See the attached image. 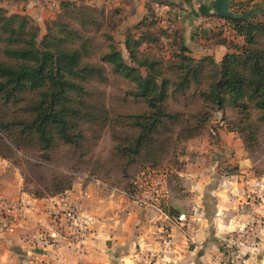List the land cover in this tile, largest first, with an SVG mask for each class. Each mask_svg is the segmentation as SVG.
Returning <instances> with one entry per match:
<instances>
[{
  "label": "trees",
  "instance_id": "obj_1",
  "mask_svg": "<svg viewBox=\"0 0 264 264\" xmlns=\"http://www.w3.org/2000/svg\"><path fill=\"white\" fill-rule=\"evenodd\" d=\"M157 4L168 6L164 2ZM57 8L58 13L45 23L46 32L41 39L31 18L22 14L6 16L8 13L0 8V101L20 103L23 94L29 92H38L40 96L38 102L29 105L33 113L30 120L0 125L3 129L17 128L18 135L32 134L40 152L47 151L57 139L77 144L81 138L75 132L79 120L91 115L92 109L84 100L86 85L95 77L106 79L107 73L133 83L134 89L129 93L145 104L144 112L131 118L137 133L132 146L124 148L137 156L144 151L137 159L129 158L130 163L139 164V173L155 170L164 161L155 153H165L170 127L181 117L178 111L166 109L165 101L171 94L197 102L196 110L190 112L197 124V118L206 115V107L214 105L222 113L226 108L234 109L240 126L248 134L246 146L251 136L247 121L253 119V113L255 121L264 124V51L247 47L256 37L264 36V17L247 20L252 9L264 10V0H230L229 10L239 15L232 14L234 18L214 13L220 30L233 33L236 41L240 38L244 43L240 48L236 41L228 43V52L219 63L211 58H191L180 35L163 28L149 5L146 17L135 26L136 31L126 33V59L112 36L116 23L102 11L68 0H60ZM141 68L146 70L145 76L139 72ZM72 96L76 97L74 104ZM143 118L144 122H140ZM184 123L185 138L197 134V128ZM159 139L160 145L155 146ZM1 147L11 148L2 137ZM0 158L7 159L1 150ZM71 189L69 184L54 194L38 195L23 189L22 192L42 199L63 196Z\"/></svg>",
  "mask_w": 264,
  "mask_h": 264
},
{
  "label": "rangeland",
  "instance_id": "obj_2",
  "mask_svg": "<svg viewBox=\"0 0 264 264\" xmlns=\"http://www.w3.org/2000/svg\"><path fill=\"white\" fill-rule=\"evenodd\" d=\"M252 10L247 20L264 17V10ZM229 13L236 15L230 10ZM31 20L41 39L40 27ZM110 20L114 22L113 18ZM235 43L239 48L244 44L240 38ZM247 47L264 51V36L256 37L254 43ZM139 72L144 75L143 68ZM134 86L111 73H107L106 79L95 77L90 80L86 85L88 91L84 94L87 96H81L92 106L91 115L79 120L75 132L81 138L77 144L57 139L47 151L40 152L32 134L18 135L17 128L3 129L0 125V137L11 147H1L0 150L7 156V159H1L18 170L23 190L38 195L54 194L69 184L73 185L78 177H85L97 179L101 184L121 191L130 201L140 205L162 207L159 209L171 223L167 227L171 234L169 244L161 246L158 230L154 231L150 240L157 246L155 253L144 250V257L133 264H176L180 255L190 251L205 256L210 264H261L264 258V124L256 122L253 113V119L247 121L251 136L246 146L244 140L248 134L240 126L234 109L226 108L222 113L214 105L206 107V115L197 118L200 121L197 124L192 118L194 116H190V112L196 110L197 102L182 99L177 93L171 94L165 101L166 109L168 112L178 111L181 117L170 127L172 131L168 135L169 143L164 144L165 153L160 150L155 153L164 161L155 170L139 173V164L130 163L129 158L137 159L144 155V151L140 156L124 151V148L132 146L137 133L131 118L141 115L145 107L144 101L129 93ZM39 100L38 92H29L23 94L20 103L3 104L0 101V124L30 120L33 113L29 105ZM71 101L74 104L76 97L72 96ZM184 121L197 128V134L192 138H185ZM140 122H144V118ZM161 140L155 146H159ZM12 142L20 149L12 146ZM206 156L215 158L216 163L208 161V158L200 159ZM238 159L245 160L246 165L236 162ZM201 167L207 174L205 182L212 190L207 202L213 204V201H220L224 209L221 215L223 224L230 220L233 224L231 227L228 224V228L220 232L210 227L213 236L206 241L199 235V211L193 213L192 208L188 209L196 194L187 184L193 178L201 179L185 177ZM215 191L217 193L214 194ZM170 204L175 208L172 209ZM180 212H184L187 224L179 229L175 226V217Z\"/></svg>",
  "mask_w": 264,
  "mask_h": 264
},
{
  "label": "crops",
  "instance_id": "obj_3",
  "mask_svg": "<svg viewBox=\"0 0 264 264\" xmlns=\"http://www.w3.org/2000/svg\"><path fill=\"white\" fill-rule=\"evenodd\" d=\"M68 1L94 7L113 18L116 28L112 36L124 59L127 56L124 47L126 33L128 30L136 31L135 26L147 15L148 5L156 11L163 28L180 35L187 54L194 60L211 58L219 63L228 52V43L236 41L233 33L220 30V23L214 16V0ZM158 2L166 3L174 11H168V6ZM0 8L10 14H22L33 19L42 34L45 23L59 11L57 7L47 6L38 0H0ZM207 158L208 161L216 160L200 157ZM237 161L242 166L246 165L245 160ZM197 169L185 176L201 179L193 178L187 184L196 194L188 209L195 207L199 211V235L206 241L213 236L210 227L220 232L227 229L228 224L230 227L233 224L231 220L223 224L221 215L224 209L220 201H213V204L207 202L212 190L205 182L207 174L204 167ZM69 192L63 200L59 197L34 198L22 192V178L18 170L0 158V200L20 202L23 206L19 216L0 218V264H133L135 260L142 259L144 250L155 253L157 246L150 240L151 234L159 226H171L169 217L158 207L130 201L121 191L97 180L78 177ZM65 205H73L80 212L83 221L80 231L61 217ZM170 207L175 208L172 204ZM40 236H52L56 244L44 245L39 241ZM35 249L40 252L34 253ZM192 263L210 264L205 256L191 251L180 255L176 264ZM261 264H264V258Z\"/></svg>",
  "mask_w": 264,
  "mask_h": 264
},
{
  "label": "built area",
  "instance_id": "obj_4",
  "mask_svg": "<svg viewBox=\"0 0 264 264\" xmlns=\"http://www.w3.org/2000/svg\"><path fill=\"white\" fill-rule=\"evenodd\" d=\"M41 3L50 6V7H58V3L60 0H38ZM166 7V6H165ZM159 9V8H158ZM168 11H174L170 8H166ZM159 11V10H158ZM69 191L59 198L63 200L67 195H69ZM193 213L197 212V209L195 207H192L191 210ZM23 212V206L20 202H14V203H7L5 201L0 200V218L4 219H10L15 218L19 216ZM61 217L65 220H67L73 227H75L78 231H80L83 227V221L80 215V212L78 209L73 205H65L63 210L60 213ZM187 224V218L184 213L177 214L175 217V226L180 228H183ZM170 231L166 226H159L158 227V233H159V243L161 246H166L170 242L171 234ZM39 241L43 243L44 245L54 246L56 244V241L52 236L45 237L40 236ZM144 257V254H142V258Z\"/></svg>",
  "mask_w": 264,
  "mask_h": 264
},
{
  "label": "water",
  "instance_id": "obj_5",
  "mask_svg": "<svg viewBox=\"0 0 264 264\" xmlns=\"http://www.w3.org/2000/svg\"><path fill=\"white\" fill-rule=\"evenodd\" d=\"M214 13L219 17L223 18H234L232 14L229 13V3L228 0H214L213 2ZM34 253H39L40 250H33Z\"/></svg>",
  "mask_w": 264,
  "mask_h": 264
}]
</instances>
